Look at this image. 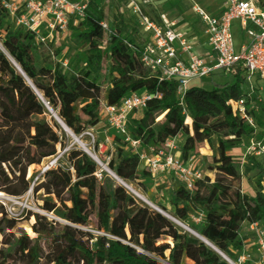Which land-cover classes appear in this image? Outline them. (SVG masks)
Wrapping results in <instances>:
<instances>
[{"label":"trees","instance_id":"trees-1","mask_svg":"<svg viewBox=\"0 0 264 264\" xmlns=\"http://www.w3.org/2000/svg\"><path fill=\"white\" fill-rule=\"evenodd\" d=\"M102 22H106L104 11L90 0L84 19L69 24L70 34L77 33L83 63L77 72L65 73L64 66L51 58L41 65L36 62L40 45L35 36L14 27L0 6V193L23 196L29 189L25 159L39 164L37 150L55 157L66 146V133L44 103L79 137L100 118L103 106H117L123 97L139 91L158 95L145 110L130 116L131 135L156 150L168 137L182 136L184 161L199 144H206L214 155L191 190L180 184L174 189L172 210L153 205L184 225L192 212L200 214L197 226H186L231 259V249L240 251L241 246L228 235L238 233L245 223L260 221L264 226V162L249 157L251 166L245 168L240 158L228 153L251 138L264 144L261 132L256 133L264 121L256 120L251 111L253 129L237 114V102L242 98L249 102L252 90L245 81V68L237 64L228 72L231 82H211L209 90L189 86L180 98L176 82L160 80L141 64L143 46L130 37L131 29L123 26L121 15L108 32L101 28ZM156 22L160 23L159 17ZM105 62L108 83L103 94L100 73ZM180 115L187 123H178ZM116 144L121 147L106 164L111 173L128 185L150 176L142 166L137 170V155L123 154L126 144L114 137L112 146ZM63 156L40 176L45 195L40 210L58 222L28 213L29 232L15 233L20 217L10 216L0 204V264H43L47 252L61 247L56 259L46 264H227L205 243L128 193L82 151H65ZM248 174L262 181V191L251 195L242 190ZM91 216L96 234L80 229Z\"/></svg>","mask_w":264,"mask_h":264},{"label":"built area","instance_id":"built-area-1","mask_svg":"<svg viewBox=\"0 0 264 264\" xmlns=\"http://www.w3.org/2000/svg\"><path fill=\"white\" fill-rule=\"evenodd\" d=\"M90 0H0L8 20L14 27L22 28L35 36L41 50L50 52L49 44L55 38L69 32V24L76 25L84 19ZM132 9L131 29L141 32L147 38L140 53L141 64L160 80H172L177 84L181 98L193 81L209 80L214 73L228 74L237 64L246 71L245 81L251 86L255 80L264 82V0H224V8L210 13L197 4L191 11L203 28L209 53L200 55L192 50L188 38L175 30L174 23H157L144 16L139 3L127 0ZM237 22L240 41L234 44L232 26ZM104 31L109 26L101 23ZM106 45V42L104 43ZM64 67L65 63L62 64ZM158 95L142 91L126 95L117 106H103L104 122L113 136L123 141L137 155L139 164L150 176H171L185 189L203 176L190 161L181 158L178 137H168L159 149L143 146L134 138L128 128V119L133 113H140ZM238 116L253 129L256 124L251 115L252 107L245 99L236 104ZM93 140L90 132L85 133ZM94 142V140H93ZM97 152L112 149V139L104 136L97 142ZM248 151L254 158L264 155V144L251 138ZM8 212V211H7ZM10 216L11 213L8 212ZM256 227L251 224L250 228ZM257 259L242 253L238 262L264 264V231L256 229ZM238 263V264H239ZM235 264V263H234Z\"/></svg>","mask_w":264,"mask_h":264},{"label":"rangeland","instance_id":"rangeland-1","mask_svg":"<svg viewBox=\"0 0 264 264\" xmlns=\"http://www.w3.org/2000/svg\"><path fill=\"white\" fill-rule=\"evenodd\" d=\"M95 3L99 5V7L104 11L106 16V24L110 26V24L114 21V18L121 15L123 18V26H128L132 22V9H129V4H127L126 0H94ZM145 3L141 4L140 10L144 16L149 18L152 21L157 20V17H160L163 8L165 6L167 9L171 10L175 13H182L189 12L194 4L200 5L203 8H206L209 11H214L222 7L221 0H143ZM182 9V10H181ZM186 23L190 24L192 22L190 18L184 19ZM193 26H198V23L193 21ZM237 22L233 23L232 31H233V39L234 44L237 45L239 43L238 36H240L238 29ZM77 33L70 34V32L64 33L59 37L55 38L52 44H49L50 52L41 50L35 53V60L36 62L41 65L44 62V59L51 58L54 61H58L61 64L65 63L66 66L63 67V71L65 73L70 72H77L82 65L83 54L80 46L75 43V36ZM130 37L134 38L140 44L145 41L144 35L137 32H131ZM54 51H58L57 55L54 54ZM223 76V81H228L231 79V76L226 74L224 75L221 72L214 73L213 77L219 79V76ZM108 83V63L105 62L103 68L100 73V84L103 90V94L107 89ZM256 84V89L259 91H264V82L259 83V80H255L253 84ZM255 89V90H256ZM138 116V115H137ZM134 117V116H133ZM256 120L260 122V118L262 116H255ZM260 128L263 126H259ZM258 127V128H259ZM107 124L103 121V109L101 108L100 118L92 125L91 129L87 130L86 132H90L93 140L88 137L84 132L79 137L80 142L86 146L89 150H91L97 157L100 163L106 165L115 155L116 151L119 147V144L113 145L112 149L107 152H96L94 150L95 143L100 139V136L103 131H106ZM256 129V133L259 136L260 132L259 129ZM262 139L264 141V133L261 132ZM112 141L114 136L110 135ZM66 146L63 150L58 149L57 156L55 157H48L44 155L43 150H37L36 155L40 158V163L35 164L31 163L30 160L27 162L24 161V165H26V179L29 181V189L28 191L21 197H11L7 196L8 199L3 200L0 199V204L11 213L13 217H20L18 224L16 225L14 232L17 233L21 229L29 232L26 226V218H28V213H38L41 215L46 216L49 220L59 221L57 217L53 214H46L40 210V206L42 204V200L45 197L43 191L40 189L41 184V174L45 168H51L56 164V161L60 159L61 161L64 159V152L65 151H81L78 144L73 142V139L66 134ZM256 138V137H255ZM178 147L179 152L181 153V146L183 143V137L179 136L178 138ZM206 146V144H202ZM249 142H246L243 146H240L236 151V155H231L233 157H237L241 159L243 166L250 167L251 163L249 162L248 158L253 157L251 153L248 151ZM123 154L127 156H132L133 150H131L128 146L123 147L121 149ZM198 158L199 161L198 168L202 174H206V166L211 164L212 158L214 155V150L206 146L203 150L198 151ZM190 156V155H189ZM257 160L260 162H264V157L260 156L257 157ZM67 162V161H65ZM138 171L142 170L141 164L136 166ZM102 170V168H100ZM250 180L248 183L247 180ZM178 181L171 177V176H148V177H139L136 182L129 184L136 193H138L141 197L145 200L150 202L153 205V202L159 203L164 206L166 209L172 210V207L169 204V201L172 198V193L174 189L178 186ZM141 186L145 188L146 194H143L141 191ZM263 183L260 180H256L254 178L250 179V175H245L242 179V190L248 192L249 194L253 195L254 190L262 191ZM53 202L57 203L58 200L52 197ZM32 221V218H30ZM201 221V215L195 212L190 214L189 220L186 222V225L190 226H197ZM95 218L91 216L88 219V222L83 227H80L81 230L89 231L92 234H96L94 230ZM253 224L256 227L250 228L251 224H243L241 230L235 234H229L228 238L234 242H237L241 246V250L237 251L231 249L232 258H228L231 262L238 264V260L241 254L245 251L251 252L250 258L255 259L257 257L256 253V233L255 230H264L263 224L260 221H256ZM2 237L0 236V247H1ZM64 249V247L59 248L55 252H47L45 254V260L42 261L43 264L52 263L58 254ZM239 264H252L251 262L239 263Z\"/></svg>","mask_w":264,"mask_h":264},{"label":"crops","instance_id":"crops-1","mask_svg":"<svg viewBox=\"0 0 264 264\" xmlns=\"http://www.w3.org/2000/svg\"><path fill=\"white\" fill-rule=\"evenodd\" d=\"M135 1L139 3V6L142 3L143 4L145 3V1H143V0H135ZM171 2L173 3L174 1L172 0ZM221 2H222V7L217 9V10H214V11H209L206 8H203V7L202 8L204 10L210 12V13H218L224 8V0H221ZM127 4H129V3L127 2ZM162 8H163V11L159 17L161 24L162 23H168V22L174 23L175 30L178 31L179 33L183 34L184 36H186L188 38V41L192 44L193 52L200 54V55H204V54L209 53V50H208L207 45H206V37L203 34V28L191 10L189 12L185 11L182 14V13H175V11L172 12L171 10H169V8L167 9L165 6H162ZM129 9H131L130 4H129ZM185 18H190V20L192 19L191 20L192 22H190V24L186 23L184 20ZM193 21L197 22L198 26H193ZM128 27H129V24H128ZM130 32H135V30L131 29ZM144 38H145V41L141 43L142 46H144L145 44L148 43L145 35H144ZM238 39L240 41L241 37L238 36ZM82 63H83V60H82ZM224 75H226V74H224ZM222 78H224V77L221 75L219 76V79H216L215 77L212 76L209 80L193 81L190 83L189 86L199 87V88H202L205 90H209L211 88V86H210L211 82L229 83L232 80V78H231L228 81H226V80L223 81ZM261 82H263V81H259V83H261ZM255 89H256V84L254 83L252 85V90L250 91V94H249L250 101L248 102V104H249V106L252 107V113H254L256 116L257 115L262 116L261 117V122H262V121H264V91H259L258 89H256V90ZM103 121H104V117H103ZM177 121L180 124L187 123L186 119L182 115H180L177 118ZM258 127L259 126H257V128ZM258 129H259V131L264 133L263 127H261V128L259 127ZM110 135H113V132L106 128V131L102 132L100 138H103L104 136H110ZM206 146L199 144L196 147L195 151L190 153V156L188 157L187 161H190L191 164L193 165V167H198V165H199V161H197V158H198L197 152L203 150ZM237 150H239V149L237 148V149L231 150L228 153L230 155H236L235 153ZM178 154H180V152ZM230 234H235V233H230ZM244 253H247L250 255L251 252L245 251ZM256 259H257V257L255 259H252V260L255 261Z\"/></svg>","mask_w":264,"mask_h":264},{"label":"water","instance_id":"water-1","mask_svg":"<svg viewBox=\"0 0 264 264\" xmlns=\"http://www.w3.org/2000/svg\"><path fill=\"white\" fill-rule=\"evenodd\" d=\"M11 61V60H10ZM13 63V61H11ZM13 65L16 67V65L13 63ZM17 68V67H16ZM18 69V68H17ZM19 70V69H18ZM19 72H21L19 70ZM24 79L26 80V82L28 83V85L33 89V91L36 93V95L39 97V99L43 102L42 98L37 94V92L34 90L33 86L30 84V82L24 77ZM44 103V102H43ZM45 107L47 109V111L49 112V114L51 115V117L56 121V123L61 127V129L63 130L64 133H66L67 135H69L72 139L73 142L78 144L79 146L83 147L84 145L80 142L79 138H77L76 136H74L67 128L66 126L61 122V120L56 116V114L54 112H52V110L47 106V104H45ZM84 154H86L88 157H90L100 168H102V170L104 172H106L109 176H111L116 183H118L120 186H122L128 193H130L132 196H134L136 199H138L139 201H141L142 203H144L146 206H148L149 208L153 209L154 211L162 214L164 217H166L167 219L171 220L172 222H174L177 226H179L180 228H182L183 230L189 232L190 234H192L193 236H195L196 238H198L201 242L205 243L208 247H210L212 250H214L227 264H234L233 262H231L227 257H225L222 253H220L219 251H217L212 245H210L207 241H205L204 239H202L199 235H197L194 231H192L188 226L176 221L175 219L171 218L169 215H167L166 213H164L163 211H161L160 209H158L156 206L152 205L150 202H148L147 200H145L143 197H141L140 195L133 193L131 191L128 190V188L126 187L125 183L122 182L121 180H119L113 173H111L108 168L106 167V165L97 162L90 154H88L86 151H84L83 149L81 150ZM48 168H45L43 170L46 171ZM42 172V173H43Z\"/></svg>","mask_w":264,"mask_h":264},{"label":"bare ground","instance_id":"bare-ground-1","mask_svg":"<svg viewBox=\"0 0 264 264\" xmlns=\"http://www.w3.org/2000/svg\"><path fill=\"white\" fill-rule=\"evenodd\" d=\"M79 147H80L81 150L83 149L88 154H90L97 162H99V160L97 159L96 155L91 150H89L86 146H83V147L79 146ZM25 161L27 162L28 159H25ZM125 185H126V187L128 188L129 191H131L133 193H136L134 191V189L130 185H128V184H125ZM136 194H138V193H136ZM0 199L6 200V199H8V197L4 193H0Z\"/></svg>","mask_w":264,"mask_h":264}]
</instances>
